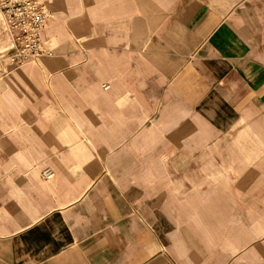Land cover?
I'll list each match as a JSON object with an SVG mask.
<instances>
[{"label":"crops","instance_id":"0c3cea01","mask_svg":"<svg viewBox=\"0 0 264 264\" xmlns=\"http://www.w3.org/2000/svg\"><path fill=\"white\" fill-rule=\"evenodd\" d=\"M49 5L52 56L0 35V264H264V0Z\"/></svg>","mask_w":264,"mask_h":264},{"label":"built area","instance_id":"2783aa9c","mask_svg":"<svg viewBox=\"0 0 264 264\" xmlns=\"http://www.w3.org/2000/svg\"><path fill=\"white\" fill-rule=\"evenodd\" d=\"M50 0H0V35L6 37L3 61L19 68L44 56H52L43 44V28L54 17ZM108 86H106L107 88ZM46 177L53 173L46 171Z\"/></svg>","mask_w":264,"mask_h":264}]
</instances>
